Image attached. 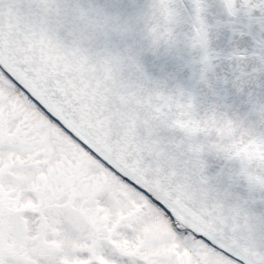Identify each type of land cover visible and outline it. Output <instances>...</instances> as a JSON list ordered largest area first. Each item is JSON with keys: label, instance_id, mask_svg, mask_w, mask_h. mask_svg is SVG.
<instances>
[{"label": "water", "instance_id": "obj_1", "mask_svg": "<svg viewBox=\"0 0 264 264\" xmlns=\"http://www.w3.org/2000/svg\"><path fill=\"white\" fill-rule=\"evenodd\" d=\"M232 5L243 14L252 8L264 21V0H0V34L12 70L29 78L31 87L40 83L42 94L74 104L90 142L101 141L90 131L94 128L116 147L122 145L127 159L120 156V161L139 164L146 177L156 178L173 199L191 208L192 218L196 199L204 195L226 206L244 200L243 192L229 187L224 168L202 166L199 158L211 152L182 131L188 110L216 116L225 98L230 104L236 96L249 97L254 113L247 142L237 152L245 158L239 166L246 173L235 178L252 182L251 191L264 199V146L255 138L264 139V106L263 98H254L262 94L264 81L246 84L251 73H261L262 60L241 59L264 44L254 34L252 46L246 37L239 43L238 55L214 58L236 42L225 10ZM233 60L243 67L232 66ZM189 71L197 84L187 81ZM144 132L150 140L143 143L137 136ZM195 174L202 177L194 179ZM205 220L198 217L201 225ZM250 231L264 245L260 228Z\"/></svg>", "mask_w": 264, "mask_h": 264}, {"label": "rangeland", "instance_id": "obj_2", "mask_svg": "<svg viewBox=\"0 0 264 264\" xmlns=\"http://www.w3.org/2000/svg\"><path fill=\"white\" fill-rule=\"evenodd\" d=\"M2 77H0V151H4L5 154L0 156V172H3L4 167L10 163L13 167L9 171L19 175L17 180L19 189L16 190V194L7 196L8 193L0 188V197L9 201V203H13L11 209L4 207L2 211L3 215L7 216V218L4 217V219L6 218L5 221H13L14 226L21 227L22 225L26 231H29V235H22L21 233L18 234L19 227L14 229L16 233L12 234V237L14 235L16 237L11 239V243H13L12 248L16 249L19 254L27 253L30 256L29 258H33L32 254H49L48 249L43 244L34 241L30 236L32 232L27 220H23L19 213L13 212L15 206L19 207L17 196L24 195L23 192L17 193L18 190L23 191L25 188L36 190L40 199L37 204L39 203L41 207L46 208L48 214L55 211L54 207H57L56 205L60 199L63 207L67 205L68 209L63 208V217L67 216L68 211L71 210L72 214L70 218L67 216L68 219L76 226L80 223L83 234H87L89 237L106 236L113 218L117 215L123 216L122 224L131 225L135 231L130 239L140 238L144 243L139 255L147 256L153 264H163L166 261H170L171 264L176 259L178 262L180 260L185 264H194L196 262L195 255L208 252L206 244L200 241L189 247L184 237L178 236L172 229L171 224L152 206L147 204L145 211L139 210V203L144 202L142 198L122 187L108 171L98 166L91 158L83 155V151L81 152L77 146L65 139L64 133L61 134L55 125L53 126L35 106H31L25 97L10 85L4 76ZM13 144L15 149L11 151L10 147ZM45 149L46 152L49 149L52 154L43 153L45 159L42 160H45L47 165L41 166V171L31 172L20 169L19 164L30 160L33 152ZM76 155L85 158L86 162L83 163L82 159ZM60 159H63L61 169L59 168ZM38 160L39 158L33 159V161ZM74 162H77L78 166L85 164L86 169L82 174H74L78 178L74 189H72L70 185L74 181L72 180L71 171L75 167ZM13 184L15 182L8 181L5 186L8 187ZM106 187L108 193L112 191L111 194L115 196L111 197L106 193L92 194L94 191L97 192V190H103ZM118 192H121L122 195H119ZM69 197L72 199H69ZM24 198L29 197L25 194ZM82 203L83 205L86 203L85 207L79 211L75 210ZM14 216H18L21 220ZM82 218H86L88 223H85ZM129 220L134 222L129 223ZM45 227L48 232H60V238L57 239L59 244L52 248L55 252L53 257L63 253V257L74 264L81 248H86H83V242L77 240L65 225H63V228L59 226L56 219H53V221L49 219ZM1 230L7 232L8 228L2 227ZM116 241L118 248L126 252H132L130 244L121 239ZM1 245L5 247V243H2V241H0V248ZM201 248L202 250H200ZM44 258L48 260L47 264H54L55 262V259L51 263V258ZM40 259L43 261L42 257ZM215 264L225 263L220 261Z\"/></svg>", "mask_w": 264, "mask_h": 264}]
</instances>
